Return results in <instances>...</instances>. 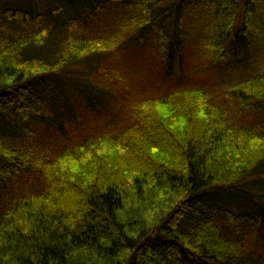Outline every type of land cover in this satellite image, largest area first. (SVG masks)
Masks as SVG:
<instances>
[{
	"label": "trees",
	"instance_id": "16d2710c",
	"mask_svg": "<svg viewBox=\"0 0 264 264\" xmlns=\"http://www.w3.org/2000/svg\"><path fill=\"white\" fill-rule=\"evenodd\" d=\"M0 264H264V0H0Z\"/></svg>",
	"mask_w": 264,
	"mask_h": 264
},
{
	"label": "rangeland",
	"instance_id": "374dc122",
	"mask_svg": "<svg viewBox=\"0 0 264 264\" xmlns=\"http://www.w3.org/2000/svg\"><path fill=\"white\" fill-rule=\"evenodd\" d=\"M262 28L263 27H261V29ZM119 60H122V58H119ZM144 73L146 75L149 74V72H147L146 70H144ZM146 75H144L143 72H142V69L138 67L132 75L126 77V81H125V84L124 85L129 86V85H141V84H145L146 81H147V79H148V76H146ZM159 80H161V81L164 80V77L159 78ZM149 85H150V82H148L145 85V87H146L145 89L147 91H152L153 88H151ZM156 86H157V88H160L161 87L160 82H159L158 85L156 83L155 87Z\"/></svg>",
	"mask_w": 264,
	"mask_h": 264
}]
</instances>
